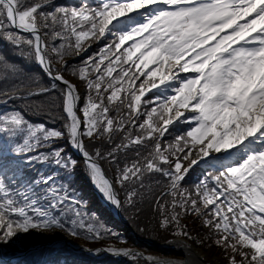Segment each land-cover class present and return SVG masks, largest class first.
I'll return each mask as SVG.
<instances>
[{
    "label": "snow or ice",
    "instance_id": "6c2138e0",
    "mask_svg": "<svg viewBox=\"0 0 264 264\" xmlns=\"http://www.w3.org/2000/svg\"><path fill=\"white\" fill-rule=\"evenodd\" d=\"M0 40V245L63 232L136 264H264V0H0ZM78 170L184 257L117 247Z\"/></svg>",
    "mask_w": 264,
    "mask_h": 264
},
{
    "label": "trees",
    "instance_id": "16d2710c",
    "mask_svg": "<svg viewBox=\"0 0 264 264\" xmlns=\"http://www.w3.org/2000/svg\"><path fill=\"white\" fill-rule=\"evenodd\" d=\"M55 3L60 4V5H72V4H76L77 2L73 0L71 2H69L68 0H58ZM98 47L94 48L91 51H95ZM0 54L8 55V47L3 40H0ZM10 58L14 60L18 59L16 57H10ZM19 62L22 63V61H19ZM6 110L7 109L5 107H2L0 108V113H3ZM27 118H29L30 120L34 122H43L48 126L59 127V122L53 125L52 121L46 119L42 115L34 116L32 114H27ZM109 175H111L110 172H109ZM198 175H200V169L196 170L195 172H191L190 173L191 179L188 181V183L189 184L193 183ZM72 187L76 190V193L79 195V197L83 201L86 202L87 210L90 213H95L99 217L102 223L114 229L115 231L120 233L125 238L126 243L120 244L119 242H115L116 246L117 247L131 246V243L128 241V237H127L128 231L127 230H120V231L116 230V222L113 220L112 216H110L109 214L105 212L103 213L97 212L96 210L97 202L95 201L94 197L89 192L88 179L79 170L77 171V175L75 177ZM121 214H122L123 220L126 223H128L131 227H133L141 238H145L149 235V226L151 224V216H152L151 211L145 208V211L142 212L137 219H133L130 212L128 213L121 212ZM140 229H144V230L141 231ZM154 230H155V233L157 234V239L159 241L166 240L164 238L166 234L160 233L156 229V221H155ZM168 238H171V237H168ZM72 239L75 243H82L83 245L88 246L89 248L100 246V243L98 241H85L82 238H74V237H72ZM107 243L112 244L114 243V241L108 240ZM27 247H28V244L24 240V234H21L20 239L18 240L16 244L8 245V246L0 245V248L3 251V254L5 255L12 254L16 251L24 250ZM142 250L146 253L148 252L154 253L153 251L148 250L145 247H143ZM203 252H208V250H205ZM208 255H209V259L213 262V264H225L222 257L220 256L219 249L213 248L212 250L209 251ZM40 256H41V252L35 253L34 255L30 256L29 258H27L20 264H34L39 260ZM45 264H136V262L134 261V258L114 259L108 256H103V253H100L99 258H91V257L86 256L84 253H81V252L76 253L66 248H61L56 251H53V250L49 251ZM138 264H144V261L139 260Z\"/></svg>",
    "mask_w": 264,
    "mask_h": 264
},
{
    "label": "bare ground",
    "instance_id": "6f19581e",
    "mask_svg": "<svg viewBox=\"0 0 264 264\" xmlns=\"http://www.w3.org/2000/svg\"><path fill=\"white\" fill-rule=\"evenodd\" d=\"M94 190L97 192V190L94 188ZM98 193V192H97ZM99 194V193H98ZM99 196H100V194H99ZM101 197V196H100ZM102 199V198H101ZM102 201H103V199H102ZM104 202V201H103ZM112 208V207H111ZM114 211H115V209L114 208H112ZM171 241V240H170ZM170 241H168V242H166L165 244H164V246H163V249H166V250H169V251H171V250H173V251H175V252H179L183 257H184V253L178 248V247H176L174 244H172ZM207 257H208V253H202L201 252V258L205 261V264H208V262H207Z\"/></svg>",
    "mask_w": 264,
    "mask_h": 264
},
{
    "label": "rangeland",
    "instance_id": "374dc122",
    "mask_svg": "<svg viewBox=\"0 0 264 264\" xmlns=\"http://www.w3.org/2000/svg\"><path fill=\"white\" fill-rule=\"evenodd\" d=\"M204 254V253H203ZM209 256V255H208ZM207 261H210V259H208V257H207ZM213 264V263H212Z\"/></svg>",
    "mask_w": 264,
    "mask_h": 264
}]
</instances>
